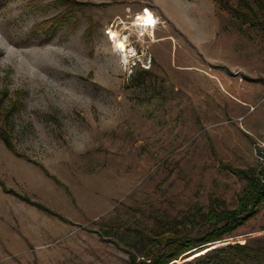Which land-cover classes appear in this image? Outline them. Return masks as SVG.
<instances>
[{
	"label": "rangeland",
	"instance_id": "obj_1",
	"mask_svg": "<svg viewBox=\"0 0 264 264\" xmlns=\"http://www.w3.org/2000/svg\"><path fill=\"white\" fill-rule=\"evenodd\" d=\"M73 1L0 0V264H129L264 163L257 0ZM235 243L264 248V207Z\"/></svg>",
	"mask_w": 264,
	"mask_h": 264
},
{
	"label": "trees",
	"instance_id": "obj_2",
	"mask_svg": "<svg viewBox=\"0 0 264 264\" xmlns=\"http://www.w3.org/2000/svg\"><path fill=\"white\" fill-rule=\"evenodd\" d=\"M66 10L79 5L73 0H55ZM220 1V0H213ZM258 7L264 11V1L257 0ZM254 18L258 14L246 4ZM249 23L247 13L233 9ZM250 24L253 25V22ZM0 139L8 148H12L9 136L0 130ZM236 172V171H235ZM246 184L233 208L211 206L189 229L179 230L177 226L170 234L151 239L155 246L151 255L137 258L130 254L129 264H264V248L251 247L246 244H226L215 246L233 234L249 220L254 218L264 207V163L256 167L238 171ZM29 201L27 197H22ZM39 206L43 207L39 204Z\"/></svg>",
	"mask_w": 264,
	"mask_h": 264
},
{
	"label": "bare ground",
	"instance_id": "obj_3",
	"mask_svg": "<svg viewBox=\"0 0 264 264\" xmlns=\"http://www.w3.org/2000/svg\"><path fill=\"white\" fill-rule=\"evenodd\" d=\"M156 18L152 14L150 10L143 11L142 15L133 21V26H139L150 29V31L154 30L156 25ZM145 31V30H144ZM151 37H154L153 34H151ZM110 38L112 42H114L115 46L118 48V50L121 52L124 62H127L128 58L133 55L134 50L130 48L129 50L126 49V39L127 36H123L119 38L116 33H111ZM155 41V40H152ZM156 42V41H155Z\"/></svg>",
	"mask_w": 264,
	"mask_h": 264
},
{
	"label": "built area",
	"instance_id": "obj_4",
	"mask_svg": "<svg viewBox=\"0 0 264 264\" xmlns=\"http://www.w3.org/2000/svg\"><path fill=\"white\" fill-rule=\"evenodd\" d=\"M240 74V71H236L235 72V75L237 76V75H239Z\"/></svg>",
	"mask_w": 264,
	"mask_h": 264
}]
</instances>
